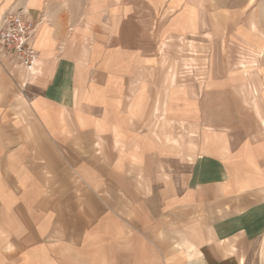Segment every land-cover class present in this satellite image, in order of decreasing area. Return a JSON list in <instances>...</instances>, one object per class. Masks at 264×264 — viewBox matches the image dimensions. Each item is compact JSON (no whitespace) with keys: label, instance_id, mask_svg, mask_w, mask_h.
<instances>
[{"label":"crops","instance_id":"crops-1","mask_svg":"<svg viewBox=\"0 0 264 264\" xmlns=\"http://www.w3.org/2000/svg\"><path fill=\"white\" fill-rule=\"evenodd\" d=\"M8 11L38 56L0 53V264H264L259 4Z\"/></svg>","mask_w":264,"mask_h":264},{"label":"built area","instance_id":"built-area-1","mask_svg":"<svg viewBox=\"0 0 264 264\" xmlns=\"http://www.w3.org/2000/svg\"><path fill=\"white\" fill-rule=\"evenodd\" d=\"M34 32L35 23L25 12L4 13L0 18V53L12 55L32 69L38 56L32 43Z\"/></svg>","mask_w":264,"mask_h":264},{"label":"rangeland","instance_id":"rangeland-1","mask_svg":"<svg viewBox=\"0 0 264 264\" xmlns=\"http://www.w3.org/2000/svg\"><path fill=\"white\" fill-rule=\"evenodd\" d=\"M215 1L218 3H221V4H228L231 7H236L237 5L238 6L248 5L249 3L252 4L254 2L259 4L260 5V13L257 12V16L261 20L262 27H264V0H215ZM250 7H251L250 10H252V6H250ZM261 240L263 242L262 250H264V237Z\"/></svg>","mask_w":264,"mask_h":264}]
</instances>
